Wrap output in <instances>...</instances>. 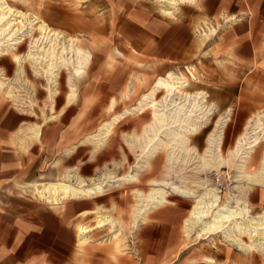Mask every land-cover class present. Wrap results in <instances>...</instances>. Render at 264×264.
Returning <instances> with one entry per match:
<instances>
[{
	"label": "rangeland",
	"instance_id": "rangeland-1",
	"mask_svg": "<svg viewBox=\"0 0 264 264\" xmlns=\"http://www.w3.org/2000/svg\"><path fill=\"white\" fill-rule=\"evenodd\" d=\"M6 1L14 10L28 14L30 21L32 15L36 14L51 28L62 31L65 42L69 35L77 36L82 44L89 45L92 51L86 73L76 82L77 101L65 113V108L70 106L66 104L68 69L62 68L59 71L57 82L52 86V91L56 90L57 93L53 95L54 107L51 110L45 76L34 72L33 64L28 59L22 63L25 71L16 74V64L11 53L7 52L0 57V74L6 79L5 87L8 89L9 86L15 94H19L18 101L4 95L0 96L1 102H8L24 112L31 121L27 123L28 125L41 123L43 126L46 122L57 121L60 127H64L67 123L74 122L82 137L64 148L63 145H59L49 163L45 165L43 177L37 180L52 181L59 172L71 167L86 179L89 177L101 179L103 172L108 170L114 171L117 176L130 170L134 165L135 154L129 150L125 139L141 132L149 112L145 113L147 117L145 114L142 117L137 115L125 117L114 126L106 145L98 152H93L89 143L81 144V141L94 132L103 121L110 120L124 108L133 105L140 96L151 91L154 80L165 77L171 70H176L187 77L185 71L189 67L197 78L189 79L185 91L204 90L208 94L207 102L217 106L212 115L211 125L190 139V144L195 145L200 152L204 151L207 133L213 129L215 121L221 114L223 115L226 108H231L232 115H229L230 120L225 128L224 149L232 142L245 119L264 108V72H260L256 64H245L244 56L242 58L237 55H230L229 58L226 54H213V57L209 58L206 55L207 51L203 50V45L206 42L210 43V40L198 36L196 26L201 19L209 22L211 18L198 17L190 34L180 30L173 34L169 32L163 34L162 29L160 34L155 36L147 29L148 19L157 17L162 20L165 16L163 14H174V11L171 14L165 12L168 9L163 5L164 0ZM180 7L181 5L177 11ZM133 8L142 14L140 17L143 20L142 24L134 22L130 16ZM155 14L157 15L154 16ZM171 17L176 18V13ZM224 29L220 30L219 35L224 33ZM38 35L37 30L33 31L34 37ZM163 36L166 37L165 41L162 40ZM24 38L17 50L19 54H25L29 48L30 37L25 35ZM187 44L194 46L192 54L169 56L172 48L174 49L173 46ZM115 49L122 55L113 54ZM163 54L165 60L159 58ZM170 58L173 60H169ZM127 94L128 97H125ZM112 100L116 101V105L110 107ZM62 114L63 116L59 117ZM74 145L76 147L73 151L71 147ZM67 150L68 155L65 154ZM58 159H61V164L55 166L54 162ZM163 161V157H159L154 167L144 173L138 184L140 189L146 190L149 187L147 183L149 177L160 175ZM238 174L235 168L224 165L218 169L208 167L197 176L206 181L205 185L209 183V186L216 188L221 202H225L235 193L233 186L238 184ZM172 178L175 179L174 175ZM111 184V187H106L97 202L72 201L77 215L74 224L81 221L87 227L84 232H88L91 240L83 250H78L75 231L73 259L67 264H264L262 253L248 255L236 246L221 240V236H215L214 240H211L197 238L192 232L187 237L183 221L191 200L182 196H174L172 199L178 204H168L152 211L155 214L149 213L146 221L139 220L137 226L124 227L122 229L124 246L118 256L112 251V242L108 239L110 232L106 228H98L103 223L100 219H95L93 208L95 205H101L104 211H108L107 213L112 212L111 214L116 215L118 212V216L127 223L131 205L135 201L128 184L118 185V182ZM248 199L252 213L261 212L264 208V186L252 190ZM85 210L90 213L81 216L80 213ZM112 254H116L119 260L112 259ZM207 259H213L214 262L204 261Z\"/></svg>",
	"mask_w": 264,
	"mask_h": 264
},
{
	"label": "bare ground",
	"instance_id": "bare-ground-1",
	"mask_svg": "<svg viewBox=\"0 0 264 264\" xmlns=\"http://www.w3.org/2000/svg\"><path fill=\"white\" fill-rule=\"evenodd\" d=\"M194 2L195 0H164L165 5L172 8L180 3ZM202 21L197 28L198 36L212 40L224 26L223 23L228 21V17L223 14L217 18L215 24L207 22L206 19ZM35 30L39 33L37 37L33 36ZM25 35L30 37L29 48L25 54H19L17 50L25 40ZM85 45L77 36L69 35L65 42L62 31L51 28L36 14L32 15L30 21L28 14L14 10L6 0H0V57L7 52L11 53L16 64V74L25 71L22 63L28 59L33 64L34 72L45 76L51 110L54 107L53 95L57 93L56 90L52 91V86L56 84L62 68L69 70L66 104L72 105L77 101L76 82L86 73L92 57L90 46ZM113 54L122 55L117 49ZM185 72L187 77L171 70L165 77L157 78L151 91L140 96L133 105L124 108L110 120L103 121L94 132L81 141V144L89 143L93 152H98L106 145L114 126L125 117H142L149 112L141 132L125 139L127 147L135 154L134 165L130 170L119 176L108 170L103 172L101 179H86L71 167L59 172L52 181L35 180L26 186L38 200L53 208H61L74 200L97 202L106 187L112 185L111 182H118V185L128 184L135 203L131 205L127 223L118 216V212L116 215L111 214L112 212L109 214L101 205H95L93 208L95 219H100L103 223L98 228H106L110 232L108 239L112 242V251L118 256L124 246L122 229L126 226H137L139 220L146 221L149 213L159 210L160 207L178 204L172 199L174 196L191 200L183 221L187 237L192 232L197 238L211 240H214L215 236H221V240L248 255H254L255 252L264 255V208L261 212L253 214L248 199L252 190L264 186V108L245 119L232 142L224 149L225 128L231 114V108H226L223 115L215 121L213 129L207 133L204 151L200 152L195 145L190 144V139L211 125L217 106L207 102L208 94L204 90L185 91L189 79L197 78L189 67ZM5 80L0 74V96L5 95L18 101L19 94H15L9 86L7 89ZM125 97H128V94ZM28 98L31 103L30 96ZM115 105L116 101L112 100L110 107ZM145 116L143 119L147 117ZM41 129V123H31L20 130V138L27 142L39 141ZM75 147L72 146L71 150L74 151ZM68 150L65 152L67 155ZM159 157L164 159L160 175L149 177V187L146 190L140 189L138 184L142 176L154 167ZM54 164L60 165L61 159L56 160ZM224 165L235 168L239 174L238 184L233 186L235 193L225 202H221L218 190L209 186V183L205 185L206 181L197 174L208 167L218 169ZM42 177L43 174L40 175V178ZM88 213L90 211L85 210L80 215L85 216ZM74 229L77 233V248L83 250L91 240L88 232H84L87 227L77 221ZM116 254H112L111 258L119 260ZM204 261L214 262L213 259Z\"/></svg>",
	"mask_w": 264,
	"mask_h": 264
},
{
	"label": "crops",
	"instance_id": "crops-1",
	"mask_svg": "<svg viewBox=\"0 0 264 264\" xmlns=\"http://www.w3.org/2000/svg\"><path fill=\"white\" fill-rule=\"evenodd\" d=\"M194 3H180L173 8L164 3L169 9L165 12L174 11V14L162 13L165 15L162 20L150 17L148 31L155 36L162 29L163 34L179 30L190 34L198 17L211 18L208 21L215 24L225 14L228 21L220 30H226L221 35L219 30L214 41L203 45L206 55L209 58L213 54L244 56L245 64H256L264 72V0H195ZM175 13L177 17H171ZM130 16L134 22L143 23L138 9L133 8ZM173 47L170 57L188 56L194 50L191 44ZM164 54L159 58L165 60ZM27 117L8 102L0 101V264H67L73 259L76 244L75 206L69 202L65 207L53 208L35 198L26 184L40 178L59 145L64 148L82 137L74 122L60 127L57 121H50L42 126L41 141L40 138L22 141L20 130L31 122Z\"/></svg>",
	"mask_w": 264,
	"mask_h": 264
}]
</instances>
